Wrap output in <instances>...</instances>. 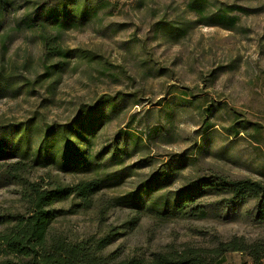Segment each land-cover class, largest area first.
Segmentation results:
<instances>
[{"label": "rangeland", "instance_id": "rangeland-1", "mask_svg": "<svg viewBox=\"0 0 264 264\" xmlns=\"http://www.w3.org/2000/svg\"><path fill=\"white\" fill-rule=\"evenodd\" d=\"M64 1L4 0L0 73L15 76L21 89L17 97L11 93L0 99V127L8 129L14 143H28L52 160L49 167L37 166L33 181L56 178L67 185L94 179L98 162L100 173L113 175L103 188L106 196L136 192L140 197L113 207L104 223L94 213L59 216L49 239H99L116 229L120 235L102 252L113 262L188 246L212 249L234 238L247 244L264 240L257 200L239 203L228 193L188 187L217 175L264 183V0H209L215 9H236L237 29L201 25L178 45L165 44L155 26L184 16L193 20L186 13L187 0H109L98 18L65 17ZM87 1L92 7L100 0ZM34 6L42 15L51 9L54 18L78 22L61 39L68 48L94 53L97 60L91 64L72 56L46 80L43 44L26 23ZM184 93L222 106L216 108L213 130L204 133L201 116ZM101 99L111 101L98 105ZM236 113L262 126L261 143L247 132L227 135L224 129ZM11 124H23L27 132ZM18 189L15 184L0 189V214L25 211ZM147 192L155 206L145 202ZM160 196L201 205L206 217L160 214L165 209ZM71 207L72 200L53 205L63 211ZM5 232L7 226L0 225V233ZM10 258L24 264L4 255L0 264ZM224 260L253 264L241 252L228 253Z\"/></svg>", "mask_w": 264, "mask_h": 264}, {"label": "trees", "instance_id": "trees-1", "mask_svg": "<svg viewBox=\"0 0 264 264\" xmlns=\"http://www.w3.org/2000/svg\"><path fill=\"white\" fill-rule=\"evenodd\" d=\"M186 13L194 16L188 19L186 16L181 19L156 22L155 33L165 44H181L199 26L217 25L225 29L234 31L237 28L238 17L234 15L236 9L228 6L225 9H215L209 0H187ZM7 4L0 0V16L3 15ZM38 5V3H36ZM35 5V6H36ZM110 5L109 0H100L98 4L90 7L87 0H65L60 8H64L65 17L82 15L86 18H98L101 10H106ZM32 13L26 16L27 28L38 34L44 48V70L45 78L49 79L57 73L69 58L72 56H82L88 59L89 63L97 60L94 53L86 52L81 49H71L65 46L62 35L70 30L77 29L79 23L72 20L53 17L51 9H47L45 15L38 13L36 7ZM70 11L67 12L68 8ZM243 10V9H238ZM61 13V14H62ZM1 18V17H0ZM3 25L0 20V30ZM52 28V32L49 33ZM59 59L58 63L52 64L53 59ZM24 71L27 65H24ZM54 70V71H52ZM2 71V70H1ZM4 72V71H3ZM0 73V99L14 94L19 95L20 89L17 88L16 78L12 74ZM213 78V76H211ZM43 79L42 77L39 78ZM37 82V81H36ZM206 84L208 82L204 81ZM29 85V84H28ZM36 85L35 83L33 84ZM207 88L209 86L207 85ZM188 98V93L182 94ZM111 100L101 99L97 104H109ZM187 102L195 108L202 120L204 133L214 129L213 119L216 116V108L221 105L207 104L206 99L197 96L188 98ZM240 114L233 116L231 124L225 128L228 136L239 137L247 132L250 139L256 144L261 143L262 126L259 124L247 123L241 120ZM18 131L23 130V124L14 125ZM253 128L252 133L249 129ZM9 128V129H10ZM6 129V130H5ZM7 128L0 127V189L8 184L18 186L20 203L25 207V211L20 214L8 212L0 214V225L7 226V232L0 233V256L15 257L21 259L24 264H224V256L228 253L241 252L249 257L253 264H262L264 261V240L253 243H246L243 239L234 238L230 242H220L217 247L212 249H200L196 247L173 249L158 252L150 258L143 260L129 258L121 261H111L102 255V252L120 234L116 229H109L105 236L97 239L91 237L83 241L72 242L63 238L49 239L48 232L56 218L65 214L94 213L95 219L101 223L106 222V218L115 206L125 205L139 201V193L131 192L124 197H108L104 194V187L113 175L107 171L99 172V163L95 164L94 179L82 180L75 184H63L59 179H45L43 177L33 181L30 175L37 166L49 167V159L42 155L41 151H33L28 143H14L7 137ZM17 157L16 161H9ZM121 155L115 156L120 159ZM102 174V175H99ZM116 176V175H115ZM189 188H207L214 191L228 193L235 201L246 203L248 200L259 202V213L261 220L264 219V183L256 182L251 179L234 181L221 176H211L201 178L188 184ZM146 203H150L151 192H147ZM163 208L160 214L165 216L182 215L202 219L206 217L207 210L189 200H170L165 196H160ZM72 200V207L68 211L55 210L53 205L59 202ZM157 203V202H153ZM160 206V205H157ZM156 206V207H157ZM1 264H19L13 259H6Z\"/></svg>", "mask_w": 264, "mask_h": 264}]
</instances>
